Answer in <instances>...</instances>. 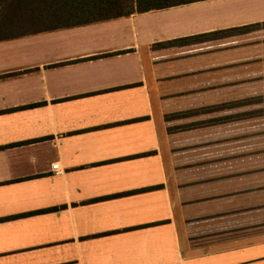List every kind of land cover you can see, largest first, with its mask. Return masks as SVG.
Instances as JSON below:
<instances>
[{
  "label": "crops",
  "instance_id": "obj_1",
  "mask_svg": "<svg viewBox=\"0 0 264 264\" xmlns=\"http://www.w3.org/2000/svg\"><path fill=\"white\" fill-rule=\"evenodd\" d=\"M222 65L264 66V0L0 41V264H264V115L235 151H176L163 120Z\"/></svg>",
  "mask_w": 264,
  "mask_h": 264
},
{
  "label": "rangeland",
  "instance_id": "obj_2",
  "mask_svg": "<svg viewBox=\"0 0 264 264\" xmlns=\"http://www.w3.org/2000/svg\"><path fill=\"white\" fill-rule=\"evenodd\" d=\"M244 68L246 67L243 65L234 67L239 72H231L224 70L227 65H222L219 67L223 69L221 72L201 75L197 72L196 78L185 85L179 82V86L165 88L169 94L161 97L164 106L163 120L169 134L176 135V151L203 145L208 147L207 150L224 146L225 150L235 151L238 141L244 143L242 136L245 137L244 129L251 123L248 122L250 114L259 111L260 115H264V66L256 69L254 79L246 76L249 72ZM257 122L261 126L258 125L257 128L264 129V118ZM259 136H264L262 129L255 135ZM263 219V215L257 217V221ZM199 224L200 222L196 223ZM262 225H251L250 228ZM224 232L232 233L235 230Z\"/></svg>",
  "mask_w": 264,
  "mask_h": 264
},
{
  "label": "trees",
  "instance_id": "obj_3",
  "mask_svg": "<svg viewBox=\"0 0 264 264\" xmlns=\"http://www.w3.org/2000/svg\"><path fill=\"white\" fill-rule=\"evenodd\" d=\"M195 1L201 0H0V41L124 18ZM199 38L203 37L180 39L159 46L188 44ZM259 114L261 112L257 111L250 116Z\"/></svg>",
  "mask_w": 264,
  "mask_h": 264
},
{
  "label": "built area",
  "instance_id": "obj_4",
  "mask_svg": "<svg viewBox=\"0 0 264 264\" xmlns=\"http://www.w3.org/2000/svg\"><path fill=\"white\" fill-rule=\"evenodd\" d=\"M50 169H51L52 172H54V174L58 173V171H57L58 170V165L56 163L51 165Z\"/></svg>",
  "mask_w": 264,
  "mask_h": 264
}]
</instances>
